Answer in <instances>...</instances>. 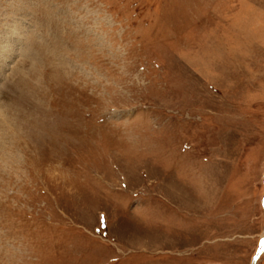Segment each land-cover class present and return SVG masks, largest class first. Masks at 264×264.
I'll list each match as a JSON object with an SVG mask.
<instances>
[{
  "label": "rangeland",
  "instance_id": "374dc122",
  "mask_svg": "<svg viewBox=\"0 0 264 264\" xmlns=\"http://www.w3.org/2000/svg\"><path fill=\"white\" fill-rule=\"evenodd\" d=\"M0 264H264V0H0Z\"/></svg>",
  "mask_w": 264,
  "mask_h": 264
},
{
  "label": "water",
  "instance_id": "95a60500",
  "mask_svg": "<svg viewBox=\"0 0 264 264\" xmlns=\"http://www.w3.org/2000/svg\"><path fill=\"white\" fill-rule=\"evenodd\" d=\"M256 257V254L253 256V258H255Z\"/></svg>",
  "mask_w": 264,
  "mask_h": 264
}]
</instances>
